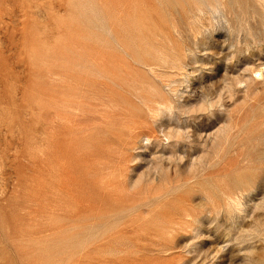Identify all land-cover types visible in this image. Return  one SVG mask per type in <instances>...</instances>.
I'll use <instances>...</instances> for the list:
<instances>
[{"label": "rangeland", "instance_id": "374dc122", "mask_svg": "<svg viewBox=\"0 0 264 264\" xmlns=\"http://www.w3.org/2000/svg\"><path fill=\"white\" fill-rule=\"evenodd\" d=\"M263 113V0H0V264H264Z\"/></svg>", "mask_w": 264, "mask_h": 264}, {"label": "bare ground", "instance_id": "6f19581e", "mask_svg": "<svg viewBox=\"0 0 264 264\" xmlns=\"http://www.w3.org/2000/svg\"><path fill=\"white\" fill-rule=\"evenodd\" d=\"M263 1H264V0H263ZM212 2H213V1H212ZM210 6H211V5H210ZM212 7H213V6H212ZM210 8H211V7H210ZM192 9H193V8H192ZM197 9H198V8H197ZM198 10H199V9H198ZM191 11H192V10H191ZM192 12H193V11H192ZM194 12H195V11H194ZM174 52H175V51H174ZM183 52H184V51H183ZM181 55H182V54H181ZM181 55H180V56H181ZM183 55H184V54H183ZM183 55H182V56H183ZM152 56H153V55H152ZM160 56H161V55H160ZM165 57H166V56H165ZM170 58H171V57H170ZM182 58H183V57H182ZM151 59H153V57H151ZM167 59H168V56H167ZM176 59H177V58H176ZM178 59H179V57H178ZM171 60H172V59H171ZM171 60H170V61H171ZM173 60H174V59H173ZM171 62H172V61H171ZM175 62H176V61H175ZM180 62H181V61H180ZM172 63H173V62H172ZM176 63H177V62H176ZM142 64H143V63H142ZM145 65H146V64H145ZM164 65H165V64H164ZM151 67H152V66H151ZM172 67H173V66H172ZM175 67L177 68V66H175ZM173 68H174V67H173ZM261 75H262V74H261ZM223 79H224V78H223ZM223 79H222V80H223ZM224 80H225V79H224ZM227 82H228V81H227ZM221 83H222V82H221ZM224 83H226V82H224ZM224 83H222V84H224ZM238 84H240V83H238ZM220 85H221V84H220ZM219 87H220V86H219ZM216 88H217V87H216ZM217 89H218V88H217ZM214 90H215V89H214ZM221 90H222V89H221ZM217 91H219V89H218ZM217 91H216V92H217ZM216 92H214V94H215ZM219 92H220V91H219ZM219 92H218V93H219ZM205 93H207V92H205ZM157 94H158V93H157ZM207 94H208V93H207ZM155 95H156V94H155ZM162 95H163V94H162ZM219 95H220V94H219ZM150 96H151V94H150ZM158 96H159V95H158ZM208 97H210V96H208ZM150 98H151V97H150ZM154 99H155V98H154ZM154 99H153V100H154ZM151 100H152V99H150V101H151ZM158 101H159V100H158ZM160 102H161V101H160ZM210 102H211V101H210ZM210 102H209V103H210ZM156 103H157V102H156ZM158 103H159V102H158ZM158 103H157L156 105H158ZM161 103H162V102H161ZM207 103H208V102H207ZM165 104H166V103H165ZM172 104H173V103H172ZM203 105H204V104H203ZM210 105L212 106V104H209V106H210ZM256 105H257V104H256ZM162 106H163V105H162ZM162 106H161V107H162ZM168 106H169V105H168ZM201 106H202V105H201ZM171 107H172V106H171V101H170V108H171ZM203 107H205V106H203ZM203 107H202V109H203ZM158 108H160L159 105H158ZM167 108H168V107L166 106V109H167ZM170 108H169V110H170ZM195 108H196V107H194V109H195ZM207 108H208V106H207ZM207 108L205 107L206 110H207ZM261 108H262V107H261ZM161 109H162V108H161ZM173 109H174V108H173ZM253 109H254V108H253ZM255 109H256V108H255ZM157 110H158V109H157ZM159 110H160V109H159ZM162 110H163V109H162ZM198 110H201V109L198 108ZM203 110H204V109H203ZM170 111H171V110H170ZM253 112H254V111H253ZM171 113H172V112H171ZM251 113H252V112H251ZM259 113H260V112H259ZM256 114H257V113H256ZM263 114H264V113H263ZM261 116H262V114H261ZM255 117H256V116H255ZM250 118H251V117H250ZM256 119H257V117H256ZM253 121H254V120H253ZM245 122H246V121H245ZM249 124H250V123H249ZM262 125H263V124H262ZM263 126H264V125H263ZM242 127H243V126H242ZM226 130H227V129H226ZM226 130H224V131H226ZM231 130H232V128H231ZM257 130H258V128H257ZM226 133H227V132H226ZM176 134H178V133H176ZM259 134H261V133H259ZM262 135H263V134H262ZM174 136H175V135H174ZM239 136H240V135H239ZM249 136H250V135H249ZM220 137H221V136H220ZM234 137H235V136H234ZM180 138H181V137H180ZM184 138H185V137H184ZM247 138H248V136H247ZM224 139H225V137H224ZM226 139H227V138H226ZM244 139H245V138H244ZM244 139H243V140H244ZM218 140H219V139H218ZM222 140H223V139H222ZM228 141H229V140H228ZM230 141H231V140H230ZM251 141H252V140H250L249 142L251 143ZM217 142H218V141H217ZM224 142H225V141H224ZM231 142H232V141H231ZM222 143H223V142H222ZM226 143H227V142H226ZM240 143H242V142L240 141ZM240 143H239V144H240ZM255 144H256V143H255ZM220 145H221V144H220ZM234 145H235V144H234ZM240 145H241V144H240ZM216 146H217V145H216ZM229 146H231V145H229ZM225 147H226V146H225ZM216 148H218V147H216ZM246 148H247V147H246ZM214 149H215V148H214ZM219 149H220V148H219ZM253 149H254V148H253ZM230 151H231V150H230ZM213 152H214V151H213ZM248 152H249V151H248ZM248 152H247V153H248ZM258 152H259V151H258ZM210 153H211V152H210ZM224 153H225V152H224ZM213 154H214V153H213ZM217 154L219 155V150H218V153H217ZM259 154H260V153H259ZM211 155H212V153H211ZM213 156L215 157V156H217V155H213ZM223 156H224V155H223ZM243 158H244V157H243ZM256 158H257V157H256ZM215 159H216V158H215ZM225 159H226V158H225ZM238 159H239V158H238ZM241 159H242V158H241ZM241 159H239V160H241ZM254 160H256V159H254ZM219 161H220V160H219ZM206 162H207V161H206ZM222 163H223V162H222ZM222 163H221V164H222ZM256 163H257V162H256ZM258 163H259V161H258ZM260 163H261V162H260ZM248 164H249V163H248ZM242 165H243V164H242ZM250 165H251V163H250ZM218 166H219V165H218ZM208 167H209V166H208ZM194 168H195V167H194ZM213 170H214V169H213ZM234 170H235V169H234ZM261 170H262V169H261ZM238 171H239V170H238ZM191 172H192V171H191ZM230 172H231V171H230ZM201 173H202V172H201ZM204 173H205V172H204ZM190 174H191V173H190ZM228 175H229V174H228ZM224 176H225V175H224ZM196 177H197V176H196ZM219 177H220V176H219ZM191 178H192V177H191ZM228 180H229V178H228ZM230 182H231V181H230ZM217 186H220V185H217ZM251 186H253V185H251ZM228 189H229V188H228ZM230 189H231V188H230ZM251 189H252V188H251ZM222 190H225V187H224V189H222ZM247 190L249 191V189L245 188V191H246V192H247ZM242 191H243V190H242ZM245 191H243V192H245ZM224 192H225V191H224ZM235 192H236V191H235ZM249 192H250V191H249ZM249 192H248V193H249ZM226 193H228V192H226ZM238 193H239V192H238ZM230 194H231V193H230ZM241 194H244V193L240 192V195H241ZM245 196H248V194L245 195ZM249 196H250V195H249ZM217 197H218V195H217ZM221 197H223V196H221ZM225 197H227L228 199H230V198H229V194H228V196H225ZM236 197H237V198H241V197H239L238 195H237ZM206 198H207V196H206ZM208 198H209V197H208ZM227 198H226V199H227ZM237 198H236V199H237ZM210 199H211V198H210ZM210 199H209V200H210ZM218 199H219V198H218ZM222 199H223V198H222ZM212 200H213V199H212ZM230 200H231V199H230ZM230 200H229V201H230ZM232 200H233V198H232ZM232 200H231V201H232ZM234 200H235V198H234ZM242 200H243V198L241 199V201H242ZM206 201H207V200H206ZM229 201H227V202H229ZM238 201H240V199H237V201H235L234 203L237 204ZM241 201H240V204H241ZM210 203H212V201H210ZM230 203L233 204V202H229L228 204H230ZM236 204H234L236 207H234V205H232V206L234 207V210H239V209H236V208H238ZM226 205H227V203H226ZM224 206H225V205H224ZM224 206H223V207H224ZM238 206L240 207L239 203H238ZM241 206H242V204H241ZM212 207H213V206H212ZM219 207H220V206H219ZM230 207H231V206H230ZM230 207H229V209H230ZM229 209H228V210H229ZM214 210H215V209H214ZM232 210H233V208H232ZM230 211H231V210H230Z\"/></svg>", "mask_w": 264, "mask_h": 264}]
</instances>
